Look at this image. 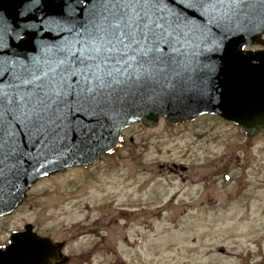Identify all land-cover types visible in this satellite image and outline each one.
Instances as JSON below:
<instances>
[{"label": "rangeland", "instance_id": "1", "mask_svg": "<svg viewBox=\"0 0 264 264\" xmlns=\"http://www.w3.org/2000/svg\"><path fill=\"white\" fill-rule=\"evenodd\" d=\"M126 136L136 150L35 182L0 219V243L31 223L67 243L69 264H264V132L251 138L204 115L152 128L134 123ZM172 162L190 165L196 182L169 183L160 165ZM174 195L195 205H164Z\"/></svg>", "mask_w": 264, "mask_h": 264}, {"label": "snow or ice", "instance_id": "2", "mask_svg": "<svg viewBox=\"0 0 264 264\" xmlns=\"http://www.w3.org/2000/svg\"><path fill=\"white\" fill-rule=\"evenodd\" d=\"M65 3L75 7L47 22L48 38H37L31 24L0 27V165L10 155H30L22 140L53 148L73 131L83 142L95 135L85 121L119 116L130 99L203 94L204 77L215 68L203 54L219 51L231 30L218 15L224 0ZM49 256L47 264H55Z\"/></svg>", "mask_w": 264, "mask_h": 264}, {"label": "water", "instance_id": "3", "mask_svg": "<svg viewBox=\"0 0 264 264\" xmlns=\"http://www.w3.org/2000/svg\"><path fill=\"white\" fill-rule=\"evenodd\" d=\"M75 4L65 0H0V27L16 29L26 24L35 25L36 37L48 38L47 22L55 18H66ZM223 23L230 27L219 51L203 54L204 64L215 65L214 70L204 77L201 85L203 94L193 90L181 99L175 95L163 94L156 99H130L123 112L116 117L85 121L93 125L94 136L83 137L78 132L69 131L66 139L53 148L33 146L31 140L21 141V151L10 155L0 177V217L12 214L29 187L40 177L65 171L74 166H91L119 142L120 132L134 121L149 127L156 126L160 118L176 124L194 120L202 114H217L237 124L243 125L249 136L264 131V49L245 50L250 44H263L264 0H224L218 8ZM55 28V26H53ZM52 36L59 32L52 31ZM12 50L16 51V41L10 38ZM160 88H157V92ZM103 125V127L101 126ZM87 129H85V132ZM56 149V150H53ZM7 151V150H6ZM46 173V174H45ZM63 243H53L50 238L41 237L28 224L23 232H15L12 242L3 250L0 248V264H47L54 254L55 262L62 259L60 249Z\"/></svg>", "mask_w": 264, "mask_h": 264}, {"label": "flooded vegetation", "instance_id": "4", "mask_svg": "<svg viewBox=\"0 0 264 264\" xmlns=\"http://www.w3.org/2000/svg\"><path fill=\"white\" fill-rule=\"evenodd\" d=\"M264 35V34H263ZM250 49H258V48H262L261 46L259 45H251L249 46ZM186 123V122H184ZM182 124V123H181ZM132 126V125H131ZM130 126V127H131ZM126 128L124 130H122L121 132V136H120V143L118 144V146L109 154H106L104 156H109L110 154H114L118 151H121V150H125V149H131V150H136V148H138V144L135 143L134 141V138L132 136H130L128 139L130 141V145H127L126 142H127V136H126V131L130 128ZM259 135V134H258ZM257 135V136H258ZM256 137V136H255ZM255 137H252V138H255ZM142 150H143V153L140 154V155H144V157H146V137L143 139L142 141ZM140 155H137V154H130L128 155L127 157H129L130 159H136L138 158ZM102 156V157H104ZM95 166V165H94ZM93 167V166H92ZM92 167H89V168H86L84 166L82 167H78V168H81V169H84V170H87V169H90ZM160 168H162V170L165 169L166 173H169L172 178L170 179L169 183H179L181 182L183 185L184 184H194L196 182L195 178H197V174L196 175H191L189 174L190 170H191V166L190 165H187L183 162H172L171 164H161L160 165ZM221 173V172H220ZM58 174V173H57ZM51 176V175H50ZM207 175H205L203 178H206ZM183 190L181 189L180 192H177V195H179ZM177 195H174V197H172L170 199V201L166 202L164 205H195L194 203H189V202H181V201H176L177 199ZM27 198V197H25ZM199 205H206V202L202 201L200 203H198ZM3 218H6V217H3ZM3 218H0V219H3ZM16 230H23V228H19V229H16ZM34 230L36 231L35 229V226H34ZM11 233L10 232L7 236V238L0 243V247L2 248H6L10 243H11ZM39 233V232H38ZM42 236H49V235H45V234H41ZM52 238V237H51ZM52 240L54 242H64V246L62 248V252H63V255L67 256L66 257V260L63 261V263L61 262H57L56 264H69L71 262V258L69 255H67L65 253V250L67 248V243L65 241H61V240H57V239H54L52 238Z\"/></svg>", "mask_w": 264, "mask_h": 264}]
</instances>
